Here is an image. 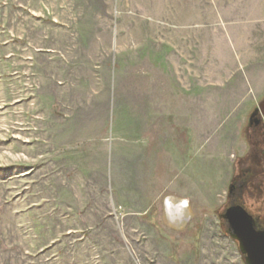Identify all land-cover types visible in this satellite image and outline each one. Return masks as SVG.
<instances>
[{"label": "rangeland", "instance_id": "obj_1", "mask_svg": "<svg viewBox=\"0 0 264 264\" xmlns=\"http://www.w3.org/2000/svg\"><path fill=\"white\" fill-rule=\"evenodd\" d=\"M261 63L264 0H0V264H245Z\"/></svg>", "mask_w": 264, "mask_h": 264}, {"label": "water", "instance_id": "obj_2", "mask_svg": "<svg viewBox=\"0 0 264 264\" xmlns=\"http://www.w3.org/2000/svg\"><path fill=\"white\" fill-rule=\"evenodd\" d=\"M258 115L264 117V100L250 117V124ZM259 124L258 119L255 120ZM227 221L228 235L239 245L245 264H264V230L258 229L254 217L241 205H234L219 215Z\"/></svg>", "mask_w": 264, "mask_h": 264}, {"label": "crops", "instance_id": "obj_3", "mask_svg": "<svg viewBox=\"0 0 264 264\" xmlns=\"http://www.w3.org/2000/svg\"><path fill=\"white\" fill-rule=\"evenodd\" d=\"M259 69V72L261 73V69H264V63H261L260 64V67H258L257 69L256 68H254V67H252V68H250V66H249V69H248V73L250 74V75H253L254 74V72L256 71V70H258ZM197 73L195 72V75H196ZM201 75V74H200ZM264 80L262 79H260V81L259 80H257V78H256V76H254L253 75V77L252 78H250V80H248L247 81V83L245 82V86H246V88H247V93H246V95H245V103L247 104V106L249 107V108H251V110H252V108L254 109V107H256L257 105H259L260 104V102H261V99H262V97L264 96V82H263ZM195 82H202L201 80H197L196 79V81ZM201 86L202 85H197V84H195V88H194V91H195V97L196 98H201V94H202V88H201ZM182 91V90H181ZM182 93V94H181ZM180 93V95L178 96V105H176V107H177V109H176V112H178V113H184V112H187V107H186V105H187V96H186V90L185 89H183V91ZM160 101H162V100H160ZM161 103H163V105H165V101H163V102H158V105L159 104H161ZM250 110V111H251ZM247 111H249V110H247ZM249 111V112H250ZM154 113V112H153ZM164 152V151H163ZM168 204H170V202L168 201Z\"/></svg>", "mask_w": 264, "mask_h": 264}, {"label": "flooded vegetation", "instance_id": "obj_4", "mask_svg": "<svg viewBox=\"0 0 264 264\" xmlns=\"http://www.w3.org/2000/svg\"><path fill=\"white\" fill-rule=\"evenodd\" d=\"M254 121H255V120H253V121L251 122V124H254ZM260 124H261V123H260ZM260 124H259V125H260ZM255 125H256V123H255ZM242 187H243V186H242ZM232 205H233V204H232ZM233 206H234V205H233ZM254 219L256 220V226H257V228L262 230L263 228H261V227L259 226V225H260L259 222L262 220V217L254 218ZM221 222L224 223V224L227 226L228 230H229V225H228L227 221H225V220H221ZM263 230H264V229H263Z\"/></svg>", "mask_w": 264, "mask_h": 264}, {"label": "bare ground", "instance_id": "obj_5", "mask_svg": "<svg viewBox=\"0 0 264 264\" xmlns=\"http://www.w3.org/2000/svg\"><path fill=\"white\" fill-rule=\"evenodd\" d=\"M179 207H180V206H179ZM179 207H178V208H179ZM182 207H183V206H182ZM168 208H170V207H168ZM180 209H181V208H180ZM178 210H179V209H178ZM181 210H182V209H181ZM169 212H170V211H169ZM177 212H178V211H177ZM179 212H180V211H179ZM177 214L179 215V213H177ZM169 215H170V214H169ZM177 217H178V216H177ZM177 220H178V218H177Z\"/></svg>", "mask_w": 264, "mask_h": 264}]
</instances>
